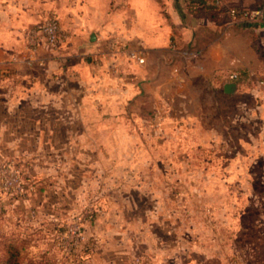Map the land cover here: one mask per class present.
<instances>
[{
    "label": "crops",
    "instance_id": "obj_1",
    "mask_svg": "<svg viewBox=\"0 0 264 264\" xmlns=\"http://www.w3.org/2000/svg\"><path fill=\"white\" fill-rule=\"evenodd\" d=\"M220 3L0 0V168L17 169L26 187L21 198L0 192V206H29L31 222L52 226L93 207L83 219L90 253L79 264H197L194 254L204 258L199 264H242L240 257L226 262L217 251H197L163 221L157 234L144 212L133 215L152 183L146 174L157 170L142 160L145 142L155 140L151 127L162 119H155L158 111L184 110L211 93L244 95L264 110L256 84L263 80H255L264 66L263 20L226 13L251 12L258 0ZM47 17L58 20L67 40L31 53L26 34ZM235 72L241 80L225 94ZM259 122V136L234 141V157L244 143L248 155L264 151ZM249 257L248 264H258L255 253Z\"/></svg>",
    "mask_w": 264,
    "mask_h": 264
},
{
    "label": "rangeland",
    "instance_id": "obj_2",
    "mask_svg": "<svg viewBox=\"0 0 264 264\" xmlns=\"http://www.w3.org/2000/svg\"><path fill=\"white\" fill-rule=\"evenodd\" d=\"M259 75L254 79L264 81V66ZM239 103L247 108H238ZM188 105L184 110L146 113L148 118H162L151 127L157 129L155 140L145 142L142 160L157 170L146 174L152 183L140 195L133 215L144 212L157 234L162 221L172 226L197 251H217L226 262L240 257L242 264L252 263L253 252L259 264L264 259V151L248 155L247 143L242 142L240 156L234 157V141L263 132L259 121L264 110L247 96L221 93L203 95L201 102ZM31 212L20 204L0 206V264H79L88 259L86 253L75 259L62 248L69 243L57 233L71 220L53 226L31 222ZM92 212L93 207H82L78 216L88 219ZM192 258L197 264L204 262L200 254ZM215 259L208 264H216Z\"/></svg>",
    "mask_w": 264,
    "mask_h": 264
},
{
    "label": "built area",
    "instance_id": "obj_3",
    "mask_svg": "<svg viewBox=\"0 0 264 264\" xmlns=\"http://www.w3.org/2000/svg\"><path fill=\"white\" fill-rule=\"evenodd\" d=\"M218 7H222L221 3H217ZM264 10V9H263ZM226 13L235 18L237 16H243L250 19H261L262 10H256L251 12L238 11L236 9H228ZM28 41V49L31 53H35L37 48L44 44L50 50L58 49L67 40V34L60 28L59 22L55 17H47L41 21L35 28L29 30L26 34ZM120 51H124L121 47ZM127 57L135 61L138 64L143 63V57L139 56L134 51H127ZM238 78V73H231L227 79L228 82H235ZM258 86L264 91V81H260ZM155 119L159 121L160 116L156 115ZM0 190H4L6 193L24 195L25 184L19 171L13 168L11 165H4L0 168ZM91 218V214L88 216ZM69 225H65V230L62 233V240L66 239L69 243L68 246L62 245L64 251L73 253V257L78 259L82 251L87 249V238L84 233L83 219L81 216H74ZM137 261V260H136Z\"/></svg>",
    "mask_w": 264,
    "mask_h": 264
},
{
    "label": "trees",
    "instance_id": "obj_4",
    "mask_svg": "<svg viewBox=\"0 0 264 264\" xmlns=\"http://www.w3.org/2000/svg\"><path fill=\"white\" fill-rule=\"evenodd\" d=\"M204 3H206V2H210V3H212L213 5H215V6H218L217 5V3L218 2H220L221 0H202ZM263 9H264V0H258V4H257V7L253 10V11H256V10H262L263 11ZM262 53H264V52H262ZM236 73H238V78L235 80V82L236 83H239L240 82V80H241V76H242V74H241V72H236ZM253 85L251 84V86L250 87H252ZM25 193H26V187H25ZM25 195V194H24ZM24 195H14V197L15 198H21L22 196H24ZM60 232H58L57 233V236H58V238L62 235V233L64 232V230L62 229V230H59ZM82 253H86V254H89L90 253V243H89V241H87V249L86 250H84V251H82Z\"/></svg>",
    "mask_w": 264,
    "mask_h": 264
},
{
    "label": "water",
    "instance_id": "obj_5",
    "mask_svg": "<svg viewBox=\"0 0 264 264\" xmlns=\"http://www.w3.org/2000/svg\"><path fill=\"white\" fill-rule=\"evenodd\" d=\"M262 20H263V23H264V10H263V13H262ZM223 91H224L225 94H228V95L234 94V92L236 91V83L235 82H226L223 85Z\"/></svg>",
    "mask_w": 264,
    "mask_h": 264
}]
</instances>
